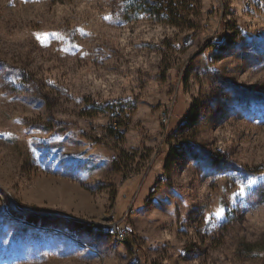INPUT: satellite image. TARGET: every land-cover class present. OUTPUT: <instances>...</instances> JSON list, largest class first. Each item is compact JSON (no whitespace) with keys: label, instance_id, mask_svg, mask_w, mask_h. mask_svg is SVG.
I'll return each instance as SVG.
<instances>
[{"label":"rangeland","instance_id":"374dc122","mask_svg":"<svg viewBox=\"0 0 264 264\" xmlns=\"http://www.w3.org/2000/svg\"><path fill=\"white\" fill-rule=\"evenodd\" d=\"M129 1L0 0V264H264V0Z\"/></svg>","mask_w":264,"mask_h":264},{"label":"trees","instance_id":"16d2710c","mask_svg":"<svg viewBox=\"0 0 264 264\" xmlns=\"http://www.w3.org/2000/svg\"><path fill=\"white\" fill-rule=\"evenodd\" d=\"M149 13L157 21L172 22L178 16V13L168 3L161 0H130L125 5L124 17L125 21L130 18L138 17L141 14ZM263 170V169H258Z\"/></svg>","mask_w":264,"mask_h":264},{"label":"snow or ice","instance_id":"6c2138e0","mask_svg":"<svg viewBox=\"0 0 264 264\" xmlns=\"http://www.w3.org/2000/svg\"><path fill=\"white\" fill-rule=\"evenodd\" d=\"M49 36H50L52 39H63V37L60 36L58 33H51V34H47V33H46V34H43V37H44V38H42L41 35H37V39L40 40V42H41V44H42L43 46H47V38H48ZM248 183L251 184L252 181H249ZM243 195H244V188H243V187L240 188V190H239L238 193L234 194V196H235L236 198H239V197H241V196H243ZM224 215H225V209H224V207H220V208L214 213V219L217 220V221L222 220V219L224 218ZM207 222H208V218H206V223H207Z\"/></svg>","mask_w":264,"mask_h":264},{"label":"built area","instance_id":"2783aa9c","mask_svg":"<svg viewBox=\"0 0 264 264\" xmlns=\"http://www.w3.org/2000/svg\"><path fill=\"white\" fill-rule=\"evenodd\" d=\"M114 119L113 123L110 124V132H112V138L114 141H119L120 139H122V137L125 135L126 130L124 129V127H122V125L120 124V122L118 121V116L114 115L113 116ZM115 234H116V239L119 241L124 240V235L122 232H119L117 229H115Z\"/></svg>","mask_w":264,"mask_h":264}]
</instances>
